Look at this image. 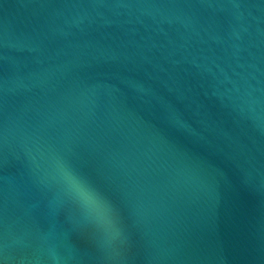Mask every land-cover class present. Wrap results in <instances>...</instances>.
<instances>
[{
    "label": "water",
    "instance_id": "water-1",
    "mask_svg": "<svg viewBox=\"0 0 264 264\" xmlns=\"http://www.w3.org/2000/svg\"><path fill=\"white\" fill-rule=\"evenodd\" d=\"M0 264H264V0H0Z\"/></svg>",
    "mask_w": 264,
    "mask_h": 264
}]
</instances>
